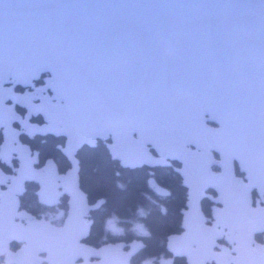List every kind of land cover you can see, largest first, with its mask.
Instances as JSON below:
<instances>
[{"label":"snow or ice","instance_id":"obj_1","mask_svg":"<svg viewBox=\"0 0 264 264\" xmlns=\"http://www.w3.org/2000/svg\"><path fill=\"white\" fill-rule=\"evenodd\" d=\"M0 264H264V0H0Z\"/></svg>","mask_w":264,"mask_h":264},{"label":"flooded vegetation","instance_id":"obj_2","mask_svg":"<svg viewBox=\"0 0 264 264\" xmlns=\"http://www.w3.org/2000/svg\"><path fill=\"white\" fill-rule=\"evenodd\" d=\"M20 86H18V88H19Z\"/></svg>","mask_w":264,"mask_h":264}]
</instances>
